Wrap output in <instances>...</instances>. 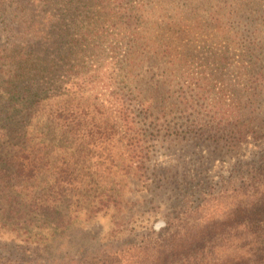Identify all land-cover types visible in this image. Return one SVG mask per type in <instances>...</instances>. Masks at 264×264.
I'll return each mask as SVG.
<instances>
[{"label": "rangeland", "instance_id": "obj_1", "mask_svg": "<svg viewBox=\"0 0 264 264\" xmlns=\"http://www.w3.org/2000/svg\"><path fill=\"white\" fill-rule=\"evenodd\" d=\"M139 3L153 43L134 45L130 67L118 59L125 63L132 35H116V27L91 35L94 57L86 48L71 60L77 71H94L84 62L96 60L101 73L93 88L70 95L88 115L73 120L76 135L63 143H73L71 167L90 196L80 216L57 229L56 255L125 250L147 233L215 231L207 225L235 204L223 183L264 154V72L244 71L264 67V0ZM6 47L1 38V55ZM230 108L241 115L238 126ZM8 111L5 124L16 127L21 117ZM111 187L120 198L103 194L100 202ZM19 238L0 222V242L36 245Z\"/></svg>", "mask_w": 264, "mask_h": 264}, {"label": "trees", "instance_id": "obj_2", "mask_svg": "<svg viewBox=\"0 0 264 264\" xmlns=\"http://www.w3.org/2000/svg\"><path fill=\"white\" fill-rule=\"evenodd\" d=\"M142 11L139 0H0V39L9 46L0 54V108L7 112L0 117V222L36 244L0 242V264H264V154L241 164L239 177L232 174L223 183L235 204L207 225L215 231L147 233L125 250L55 254L62 235L57 229L72 224L90 196L80 171L71 167L77 155L73 143H63L77 132L73 120L88 115L78 104L72 107L70 95L93 88L101 73L96 60L84 62L94 71H77L79 65L71 60L86 48L94 57L91 35L110 34L116 27V35H132L125 63L118 59L130 67L134 45L153 43ZM247 68L258 76L264 72L257 63ZM45 101L54 109L43 111ZM11 109L21 117L16 127L5 124ZM229 110L238 126L241 115ZM28 116L35 118L34 125ZM102 191L100 202L104 195L120 198L113 187Z\"/></svg>", "mask_w": 264, "mask_h": 264}]
</instances>
